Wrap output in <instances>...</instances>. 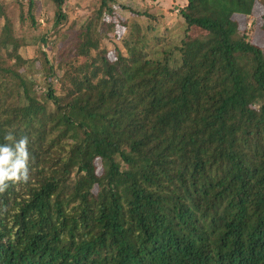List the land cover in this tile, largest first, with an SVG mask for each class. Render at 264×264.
Segmentation results:
<instances>
[{
  "label": "trees",
  "instance_id": "trees-1",
  "mask_svg": "<svg viewBox=\"0 0 264 264\" xmlns=\"http://www.w3.org/2000/svg\"><path fill=\"white\" fill-rule=\"evenodd\" d=\"M25 1L0 0V144L30 152L29 181L0 194V264H264V51L247 35L264 0H185L177 62L143 36L110 50L112 0L57 58L26 60ZM49 1L58 26L67 0Z\"/></svg>",
  "mask_w": 264,
  "mask_h": 264
},
{
  "label": "rangeland",
  "instance_id": "rangeland-1",
  "mask_svg": "<svg viewBox=\"0 0 264 264\" xmlns=\"http://www.w3.org/2000/svg\"><path fill=\"white\" fill-rule=\"evenodd\" d=\"M5 1L8 3L11 0ZM20 1L24 5L26 4L25 0ZM35 3L36 24L38 25L36 31L26 29L27 23L24 30L20 31L17 10L15 7H11L14 12V28L18 33V37L24 38L27 44L21 50V54L26 60L36 58L39 48H43L48 59L57 58V53L63 46V39H70L75 32L89 22L98 0H67L64 7L66 20L58 26H55L53 21L54 9L50 1L35 0ZM184 5L185 0H112L110 3L112 14L104 18L105 21L100 27L107 32L111 29L115 30L117 39L110 38L112 41L106 43V45L110 47V50H112L114 43L123 49L137 45L142 50L138 37L143 36L149 46L144 51L149 59H162L168 53L174 62L179 61L178 51L186 29L184 21L180 17V10ZM260 15L261 10L257 12L255 18ZM24 16H26V9ZM247 28L250 42L260 46L264 51V30L260 28L259 21L250 19L247 22ZM9 32H12V28H10ZM9 32H6V30L2 31L0 40H4ZM98 33L100 32H94L93 36L99 37L100 34ZM43 35H47L46 39L48 41L47 46L44 47L40 43V38ZM107 41L105 39L104 42ZM131 52L133 51L131 50ZM110 53V56H112V51ZM139 64H136L137 68L140 66ZM39 72L41 70L37 63L32 68H26L25 70V74L30 79L35 80L42 78ZM42 87L43 82L41 81L39 88H37L38 95L43 92Z\"/></svg>",
  "mask_w": 264,
  "mask_h": 264
},
{
  "label": "clouds",
  "instance_id": "clouds-1",
  "mask_svg": "<svg viewBox=\"0 0 264 264\" xmlns=\"http://www.w3.org/2000/svg\"><path fill=\"white\" fill-rule=\"evenodd\" d=\"M7 143L0 144V194L14 184L29 181V137L19 139L12 132L4 137Z\"/></svg>",
  "mask_w": 264,
  "mask_h": 264
}]
</instances>
